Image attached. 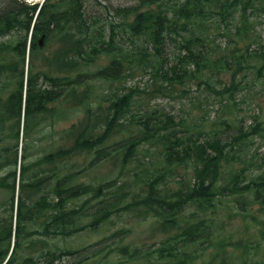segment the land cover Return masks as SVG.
<instances>
[{"label":"trees","instance_id":"trees-1","mask_svg":"<svg viewBox=\"0 0 264 264\" xmlns=\"http://www.w3.org/2000/svg\"><path fill=\"white\" fill-rule=\"evenodd\" d=\"M258 9H264V0H137L116 7L115 13L107 11L105 35L103 26L91 21L82 0H45L40 7L24 0H0V37L10 36L9 41H0V187L10 192L8 201L0 202L4 208L0 212V264H35L37 255L24 253L21 244L34 234L66 239L80 231L91 197L106 203L90 213L92 219L85 226L107 221L117 212L111 205L115 203L138 219L154 218L152 229L161 236L160 244L123 242L119 254L125 261L196 264L204 252L202 245L208 242L215 250L200 264H264V257L254 258L252 253L260 241L254 246L239 234H219L224 222L237 217L248 226L258 223L259 213L264 214V173L250 176L249 132L237 124L232 141L220 134L236 125L237 114L233 120L224 116L209 121L190 108L179 121L169 114L161 119L158 109L146 107L131 92L115 95L106 114L94 111L90 102L93 78L122 81L126 72L150 71L156 88L147 91L149 95L176 93L181 97L185 86L197 81L236 109L235 93L243 81L237 76L264 69V43L255 41L253 46L250 41L254 39L250 12ZM120 32L132 35L130 44L119 43ZM219 33L227 37L224 46L217 44ZM42 34L44 45L38 40ZM142 38L152 42L153 51L144 45L134 47L135 40ZM51 39L58 40L57 48H48ZM167 42L177 45L171 62L165 59ZM104 57L106 64L99 62ZM223 74L231 79L221 81ZM217 81L221 89L215 87ZM200 102L195 106L202 110ZM47 118L68 121V126L57 131L48 152L33 160V146L28 151V144ZM22 119L25 142L20 150ZM257 125L252 131L264 130L260 121ZM206 133L210 138L201 140ZM118 134L119 138L112 139ZM146 142L158 145L161 156L156 168L151 161L146 164L144 156L140 170H126ZM92 152L119 166L109 198L103 191L110 183L91 186L80 178L92 162L88 158ZM170 181H177L178 186L171 187ZM80 197L84 199L79 201ZM29 219L34 227L27 225ZM118 232L122 234L123 229ZM38 242L42 248L38 256L49 258L46 264L74 252L56 244L51 248L42 240L30 245Z\"/></svg>","mask_w":264,"mask_h":264},{"label":"rangeland","instance_id":"rangeland-1","mask_svg":"<svg viewBox=\"0 0 264 264\" xmlns=\"http://www.w3.org/2000/svg\"><path fill=\"white\" fill-rule=\"evenodd\" d=\"M27 1L34 2L37 0ZM82 1L83 4L85 3L86 9L89 11V17L91 18V21L102 25L105 29V35L108 33L109 24L106 23L107 11L111 10V12L115 13L116 7L137 2V0ZM250 15V25H252L251 29L254 32V39H251L250 41H253V46H256V43H254L255 41L264 43V9H258L254 12H250ZM112 20H114V18ZM112 22L116 23L117 26L120 23H117L116 21ZM9 38L10 36L6 35L0 37V41H9ZM131 38L132 35H129L128 33H124L122 35L120 32L118 36L120 44L127 42L130 44ZM178 39H180V37H178ZM135 41L138 44L134 47H143L144 45L150 50H154L152 42L148 43L147 40L143 38L136 39ZM216 41L219 46H224L227 42V37L224 36L223 33H219ZM58 44L59 42L57 39H51L47 46L49 49H54L58 47ZM176 50L177 45L175 42H167L164 45L165 59L170 62L174 61L175 57L177 56L174 54ZM99 62L106 64L107 61L104 57V60L100 59ZM97 67V64L93 66V70L97 69ZM244 73H240L237 76L238 80L243 81H241V85L239 84L240 88L235 93V102L238 103L236 109L231 105L228 106L220 102L219 99L216 98L219 96L218 93L214 91L209 92L204 88V85H198L197 81H190L185 86L186 91L181 94V97L176 93H174V95H163L160 93L149 95L146 92L156 88L151 75L152 73L150 71H134L132 73L126 72L125 74H128V76L122 81H119V79L106 80L100 77L93 78L91 80L92 86L90 102L95 108L94 111L100 110L106 114L110 105V101L112 98L114 99L115 95L121 96L131 92L133 95H135V98L137 100H141V103H144L146 107L158 109V111L161 112V119L164 118V114H169L175 116L176 120L179 121L185 116L186 111H188L190 108H193L194 111L198 112L202 118L208 119L209 121L217 120L224 116L232 117L233 120L234 115L237 114L238 119L235 118L236 125L231 127L229 131L225 130L220 134L225 139V141L227 140V142H230L232 141L231 136L233 131L237 130V124L244 126V128L249 132L246 148L248 157L251 159L249 173L250 176H256L259 173H264V130L260 131L259 133L252 131L253 128L258 127L257 123L259 121L261 122L260 126H264V69L261 72L256 69H250ZM229 79H231V75L223 74L221 81H226ZM242 83H244V85H242ZM214 85L220 89L222 87V84H220L219 81L215 82ZM198 101H201L198 105L202 106V110L195 106V102L197 103ZM137 113H140V111H137ZM101 118L105 120L104 117ZM66 126H68V121L54 120L52 118L45 119L41 123L37 134L31 136L30 142L28 144V151L30 146H33L32 159L35 160L37 157H40L41 155L48 152L50 145L58 137L57 131ZM204 128L206 129L207 126L205 125ZM55 132L56 134H54ZM116 138H119V134L112 139ZM200 138L201 140L206 138L209 139V133H206ZM157 148L158 145L154 143L146 142L142 144L139 148L141 152L139 151V154H136L137 156L136 159H134L132 166L128 167L126 170L130 172L140 170L142 167L139 166V161L141 158H144V156L146 164L151 161L156 168L158 154L160 155V152H158ZM88 158L91 159L92 162L87 170L80 175V178L84 182L90 183L91 186H96L101 183L108 185L110 183L109 187H105L103 191V195L109 198L114 193V188L111 187L113 183L119 178V166L116 167L110 159L104 157L97 158L94 152H92ZM189 170L190 168L186 169V171ZM4 171H6V168H4ZM188 175L192 176L191 170L188 172ZM176 179L179 180L181 177L178 176ZM169 184L171 187L178 186L177 181H170ZM116 195L119 197V193ZM9 197V190L7 188L4 190L0 187V202L6 203ZM52 198L53 196H49V199ZM82 199H84V197L78 198L79 201H82ZM90 201L89 207L83 211L84 215L81 216L80 224H85L80 231L67 237L66 239L56 235H51L44 236V240L42 234H34L32 235L31 239H23L21 244L25 249L24 253H28L29 251L35 253V255H37L34 256L35 261L38 260L35 264H41L40 262L45 260L43 256H38V254L42 251L41 243L38 242L37 246L32 244L30 245V243L37 240H42L45 241V245L51 248H55L56 245H58L64 247V249L68 248L74 251L72 254L62 255L61 258H56L53 262L55 264H133V262L125 261V258L119 254L120 244H123V242H132V245L150 242H155V245L160 244L159 239L161 236L156 235L152 229L154 218L147 217L144 220L141 218L138 219V217L135 216V213L131 210H119V203L111 204L115 209H117V212L115 213V209H113L115 214L111 215L107 221L100 224L99 226H85L92 219L90 213H94L98 207L106 203L105 201L97 203V201L95 202L94 197H91ZM71 204L73 203H68V205ZM3 210L4 208H0V212ZM252 211L253 213L258 212L256 207H254ZM222 215L224 216L225 213L222 212ZM258 217V223L249 222L248 226H246V220L237 217L231 221L224 222L221 232L219 230V234H233L234 236H238L239 234L246 239L252 240V245L254 246L257 245V241H260L261 245L258 248H253L252 253L254 258L264 257V214L259 213ZM216 218H218V221H220L219 217ZM41 222L42 219H39V223ZM27 225L34 227L33 221L30 219L27 220ZM120 228L123 229L122 234H119L118 232ZM213 239H215V235L213 236ZM35 248H37L36 252L34 251ZM202 248L204 252L202 255L201 253L199 254L196 264H200L202 262L204 263L208 255L210 253L212 255L213 251L215 250L208 244V242L204 243ZM230 250L234 255V248L231 247ZM237 252L240 253L241 250H237ZM135 263L140 264L138 260L135 261ZM152 263L153 261H150L148 264Z\"/></svg>","mask_w":264,"mask_h":264},{"label":"bare ground","instance_id":"bare-ground-1","mask_svg":"<svg viewBox=\"0 0 264 264\" xmlns=\"http://www.w3.org/2000/svg\"><path fill=\"white\" fill-rule=\"evenodd\" d=\"M139 7V6H138ZM123 11V10H122ZM252 26V25H251ZM225 35V34H224ZM173 65V64H172ZM176 65V64H175ZM56 91V90H55ZM59 93V92H58ZM46 99V98H45ZM43 105V104H42ZM147 113V112H146ZM146 120V119H145ZM147 121V120H146ZM174 122V121H173ZM149 123V122H148ZM145 124V123H144ZM176 124V123H175ZM149 125V124H148ZM155 128V127H154ZM195 142V141H194ZM196 143V142H195ZM194 145H196V144H194ZM177 148V147H176ZM187 150V149H186ZM178 153H179V151H178Z\"/></svg>","mask_w":264,"mask_h":264},{"label":"water","instance_id":"water-1","mask_svg":"<svg viewBox=\"0 0 264 264\" xmlns=\"http://www.w3.org/2000/svg\"><path fill=\"white\" fill-rule=\"evenodd\" d=\"M43 38H40V42H42Z\"/></svg>","mask_w":264,"mask_h":264}]
</instances>
